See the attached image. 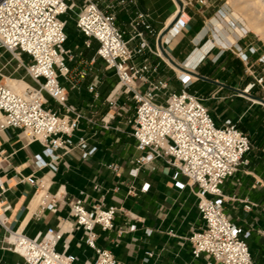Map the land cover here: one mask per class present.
Returning a JSON list of instances; mask_svg holds the SVG:
<instances>
[{
  "label": "crops",
  "instance_id": "crops-1",
  "mask_svg": "<svg viewBox=\"0 0 264 264\" xmlns=\"http://www.w3.org/2000/svg\"><path fill=\"white\" fill-rule=\"evenodd\" d=\"M94 1L102 11L115 16L116 25L132 50L141 43L139 38H133L132 29L138 14L146 16L155 34H163L179 10L176 0ZM180 1L184 4V18L188 20L185 29L176 37L168 34L159 38L140 26L139 31L144 33L150 50H145L135 63L140 65L143 60L147 61L152 69H156L151 80L167 81L171 92L178 93L182 89L178 70L193 75L195 80L189 92L204 99L205 105L211 102L209 106L220 108L222 116L228 118L218 122L213 116L216 122L231 121L247 134L246 131L251 129L241 128L238 122L250 125L259 109L254 105L259 102L239 91L264 100L259 86L249 91L256 78L264 76V63L260 62L262 54L251 55L249 50L253 43L250 38L239 37L236 33L231 35L220 25V14L225 9L220 11L219 0H206L204 6L197 0ZM75 2L78 8L66 17L69 21L66 47L72 51L73 60L68 62L71 83H65V87L69 104L82 110L85 119L72 140L77 143L84 138L88 150L95 151L87 157L86 151L78 147L68 154L58 153L60 158L53 168L41 144L27 145L19 131L0 132V185L6 187L5 193L0 192V264H26L24 258L11 251L5 227L32 239L42 238L49 229H60L63 238L57 246L59 252L73 254L80 262L93 260L95 254L85 244L84 233L75 225L67 204L81 199L90 208L102 198L107 206L117 208L118 212L114 230L103 231L96 227L97 244L110 250L119 264H209L210 260L205 256L193 258L187 240L192 230L204 225L192 190L176 189L174 169L162 160L139 168L136 175L131 173L137 168L133 162L140 155L126 121L134 111L131 110V116L112 121L114 129L101 128L100 120L109 111L106 98L116 86L117 78L114 71L108 70L97 57V41L92 40L90 48L84 47L83 38L74 25L80 0ZM156 49L163 56L158 55ZM238 50L247 56V60L240 58ZM12 59L0 47V81L3 83L6 76L17 75ZM22 69L23 74L26 73ZM84 70L88 76L81 80L79 74ZM91 86L95 87L98 98L88 91ZM142 90L146 91L147 87ZM158 102L163 103L164 97ZM90 119L98 124H90ZM38 155L45 165L37 164ZM248 159L249 165L242 167L224 184L225 213L235 226L249 233L247 242L254 263L264 264V139L257 148L253 146ZM111 164L117 165L119 171L109 169ZM178 181L186 183V178L180 176ZM145 184L150 185L149 191L141 193ZM131 189L133 194L129 193ZM42 193L57 196L61 204L53 211L41 212V201L37 198ZM247 205L251 206L250 211L245 209ZM132 226H136L135 231H130Z\"/></svg>",
  "mask_w": 264,
  "mask_h": 264
},
{
  "label": "built area",
  "instance_id": "built-area-1",
  "mask_svg": "<svg viewBox=\"0 0 264 264\" xmlns=\"http://www.w3.org/2000/svg\"><path fill=\"white\" fill-rule=\"evenodd\" d=\"M197 2L201 6L207 4L206 0ZM77 8L75 0H0V47L19 62L33 83L20 94L0 81V132L19 131L27 145L41 144L53 168L60 158L58 153L68 154L78 147L86 151L87 157L95 151L88 150L84 138L77 143L72 140L85 116L82 110L69 104L65 87V83H71L68 62L73 60L72 51L66 47L69 42L66 17ZM182 11L179 7L166 35L176 37L185 29L188 20ZM74 25L85 48H90L92 40L99 43L97 57L117 78L116 86L106 98L109 111L100 120L101 128L114 129L112 121L134 111L126 120L140 153L133 162L137 168L131 171L132 175L139 168L162 160L174 169L175 188L181 191L190 188L196 196L204 225L192 230L187 238L193 258L205 256L209 264H255L247 242L249 233L235 226L225 213L223 190L225 182L250 163L249 135L231 121L216 122L202 99L189 92L195 80L193 75L176 69L182 89L171 92L167 81L151 80L156 69L147 61L135 63L145 50H150L139 27L143 26L150 35L162 36L155 34L145 15L138 14L132 24L133 38L141 40L134 50L117 27L115 16L102 11L94 0H80ZM156 51L163 56L161 51ZM238 54L247 60L240 50ZM260 62L264 63V58ZM87 76L84 70L79 79ZM256 86L264 91V76L256 78L249 91ZM142 87L147 90L143 91ZM88 91L98 98L94 86ZM162 97L164 102L159 103ZM88 121L98 124L93 119ZM36 160L39 166L45 165L40 155ZM109 169L119 171L115 164L109 165ZM180 176L186 178V183L178 181ZM29 182L35 183L33 179ZM149 188L145 184L140 191L146 193ZM0 192H6L4 185H0ZM129 193L134 192L131 189ZM59 204L57 196L45 193L41 212L53 211ZM67 205L75 225L84 233L85 244L95 254L93 260L80 262L73 254L59 252L57 246L63 238L60 229H49L42 238L32 239L4 226L9 233L11 251L24 258L26 264H119L110 250L98 246L95 231L96 227L114 230L118 209L107 206L103 198L90 208L81 199ZM245 209L250 211L251 206ZM135 230L136 226L130 228Z\"/></svg>",
  "mask_w": 264,
  "mask_h": 264
},
{
  "label": "rangeland",
  "instance_id": "rangeland-1",
  "mask_svg": "<svg viewBox=\"0 0 264 264\" xmlns=\"http://www.w3.org/2000/svg\"><path fill=\"white\" fill-rule=\"evenodd\" d=\"M246 1L247 0L245 1L244 0H219V4L221 7L220 11H223L222 10L223 7L225 9L220 14L219 23L226 30L228 29L231 35L236 33L239 35V37L245 36L246 38L247 37L250 38L253 45L251 46L249 53L251 55H257L260 53L262 54L261 58H264V16H263L264 8L250 9L246 7L247 5ZM251 14L254 18L252 19V21L249 19V16ZM215 30L218 33V28L215 27ZM262 30H263V33H261ZM216 42L217 41H215V43ZM12 64L14 68H16L17 70V75L16 76L14 75L13 77L6 76V78L4 79L5 84H7L11 88L12 84L9 83V79H10V80H22L28 83V85H30L28 78L26 76V73L24 72L23 74V69L18 67L19 66L18 61L12 59ZM262 93H264L263 90H262ZM257 96L261 97V94H258ZM242 100L243 102L252 104L251 101H246L247 99H242ZM202 101L204 102V99ZM210 103L206 102L207 108L210 110L211 114L217 119V121L220 122L222 118H225V117L222 116L220 108L217 107V109H213L211 106H209ZM245 104L246 103H244V105ZM254 108H259V109L257 111V114L253 115L254 118L251 120L250 122L251 124L245 125L243 121L238 122V124L239 126H241V128L245 130L251 129V130H247L246 132L251 137L252 148L253 146L254 148H257L260 142H263V139H264V105L260 103L255 104ZM131 115H132V112L130 111L128 114L124 116L127 117ZM226 119L228 118H225L224 120ZM261 125L262 127L258 128ZM251 127H254V128H251ZM261 129L263 130L261 131Z\"/></svg>",
  "mask_w": 264,
  "mask_h": 264
},
{
  "label": "bare ground",
  "instance_id": "bare-ground-1",
  "mask_svg": "<svg viewBox=\"0 0 264 264\" xmlns=\"http://www.w3.org/2000/svg\"><path fill=\"white\" fill-rule=\"evenodd\" d=\"M245 1V0H244ZM247 5L246 7L250 8V9H260V8H264V0H247ZM240 3V2H239ZM179 6V5H178ZM249 9V10H250ZM264 16V15H263ZM249 19L252 21L253 16L252 14L249 16ZM263 21V20H262ZM258 22V21H257ZM258 26V25H257ZM263 26V25H262ZM257 29V28H256ZM260 29V28H259ZM260 32V30H259ZM261 33H263V30L261 31ZM9 83L12 84L11 88H13L16 92L18 93H23L24 90L29 86L28 83L22 81V80H10L9 79ZM260 103V102H259ZM262 104V103H261ZM263 105V104H262ZM44 193L40 194L38 196V201L40 202L42 200ZM36 200V199H35Z\"/></svg>",
  "mask_w": 264,
  "mask_h": 264
},
{
  "label": "water",
  "instance_id": "water-1",
  "mask_svg": "<svg viewBox=\"0 0 264 264\" xmlns=\"http://www.w3.org/2000/svg\"><path fill=\"white\" fill-rule=\"evenodd\" d=\"M176 2H177V4L179 5L180 9L182 10V9H183V3H182L180 0H176ZM166 33H167V31L163 32L162 37H163L164 35H166ZM160 48H161V50L164 52V50H163V48H162L161 45H160ZM165 55H166V57L168 58V60H169L172 64L176 65V64L171 60V58H170L167 54H165ZM239 93H241L242 95H245V96L251 97V98L257 100L258 102H260V103H262V104L264 105V100L261 99V98H256V97L251 96V95H249V94H247V93H245V92H240V91H239Z\"/></svg>",
  "mask_w": 264,
  "mask_h": 264
}]
</instances>
